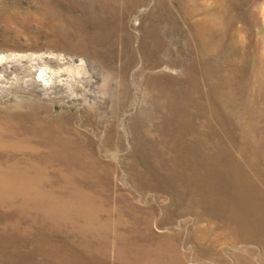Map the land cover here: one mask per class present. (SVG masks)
Returning <instances> with one entry per match:
<instances>
[{
  "label": "rangeland",
  "instance_id": "obj_1",
  "mask_svg": "<svg viewBox=\"0 0 264 264\" xmlns=\"http://www.w3.org/2000/svg\"><path fill=\"white\" fill-rule=\"evenodd\" d=\"M0 264H264V0H0Z\"/></svg>",
  "mask_w": 264,
  "mask_h": 264
}]
</instances>
